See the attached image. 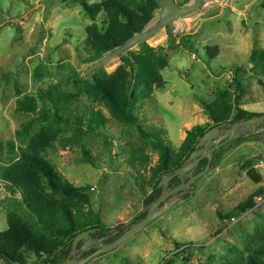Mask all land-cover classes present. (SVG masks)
Returning a JSON list of instances; mask_svg holds the SVG:
<instances>
[{"label": "rangeland", "instance_id": "374dc122", "mask_svg": "<svg viewBox=\"0 0 264 264\" xmlns=\"http://www.w3.org/2000/svg\"><path fill=\"white\" fill-rule=\"evenodd\" d=\"M194 1L177 0V4L186 6ZM56 3L0 0V172L14 163L12 150L18 152L37 144L40 136H48L46 157L54 167L76 186L95 187L91 192L94 209L107 226L126 231L140 219L141 205L144 211L149 210L142 201L152 192L146 183L150 168L159 160L158 152L135 128L111 120L101 133L77 137L73 127L37 118L49 103L39 102L37 114L19 109L20 98L52 90L60 95H81L70 103L73 111L88 113L95 108L110 119V111L89 93L90 86L95 76L115 72L129 52L87 76L86 71L95 64L86 62L85 51L86 28L93 21L84 14L79 0ZM158 19L159 12L152 23ZM103 20L102 13L97 23ZM176 28L166 27L147 42L170 66L162 70L167 82L164 89L155 90L150 97L143 95V87L135 90L139 98L135 113L146 130H163L178 150L189 130L209 122L197 100L213 102L226 88L233 97L240 95L244 109L264 114V85L249 61L255 49H264V0H209L176 22ZM142 44L132 51H141ZM216 46L220 54L212 58L207 49ZM238 67L244 70L239 76L240 91L234 78ZM29 122L31 129L24 132ZM250 132L248 126L220 144L217 151L223 155L216 168L211 167L188 190L162 204H179L177 208L115 250L99 254L91 264H248L251 255L264 264V204L229 224L218 216L219 212L235 213L264 186L248 175L255 169L264 178V132ZM85 149L93 164L86 161ZM19 200L21 195H11L0 182V233L8 228L10 212H26ZM124 221L129 222L125 225ZM178 244H194L195 248L175 256ZM77 258L84 259L80 252Z\"/></svg>", "mask_w": 264, "mask_h": 264}, {"label": "trees", "instance_id": "16d2710c", "mask_svg": "<svg viewBox=\"0 0 264 264\" xmlns=\"http://www.w3.org/2000/svg\"><path fill=\"white\" fill-rule=\"evenodd\" d=\"M82 11L93 24L87 26V41L85 51L87 63H96L107 54L126 44L136 32H143L155 19L159 6L154 1L145 0H100L91 3L89 0H79ZM104 14L102 24L97 23L99 15ZM141 51H130L122 57V64L112 74L103 73L95 76L89 93L99 104H104L110 111V119L95 108L75 112L70 103L82 96L72 93L60 95L52 90L40 93L38 97H25L18 100L19 109L37 114L39 102L44 106L37 118L44 122L73 127L77 137L87 133H101L110 120L118 125L130 126L137 130L140 138L149 143L159 154V160L150 168L151 177L147 185L152 189L144 198V205L150 208L162 195L159 184L165 175L174 174L183 167L191 154L196 150L199 140L210 130L223 124L233 126L264 114L246 110L239 103L240 95L233 97L229 88L219 91L213 102L197 100L204 109L209 122L193 127L178 150H175L167 133L163 130L148 131L136 115L138 107L137 88L143 87V95L150 97L155 90L164 89L167 82L162 70L170 66L169 60L160 55L155 48L142 44ZM207 51L212 58L220 54L218 46ZM249 61L255 67L253 73L264 85V49H255ZM244 70L238 67L235 72V83L240 91V73ZM88 92V91H87ZM87 97V96H85ZM88 98V97H87ZM46 107V108H45ZM32 123L25 125L24 132H29ZM252 134V132H250ZM22 133L18 134L21 137ZM48 136H40L37 144L21 148L11 157L14 162L10 167L0 172V182L11 195H21L19 204L24 207V214L17 211L7 216L8 228L0 233V261L4 264H62L71 254L75 238L83 232L97 230L93 239L109 236L107 244L113 243L126 231L121 227H109L94 209L91 199L93 187L89 184L76 186L70 183L54 167L46 157L50 147ZM86 161L93 164L92 157L85 149ZM221 150L214 154L211 167L216 168L222 159ZM208 160H203L195 174L205 170ZM249 177L257 185L264 182L262 175L255 169L248 172ZM181 178L176 177L169 183L174 189L181 184ZM264 186L252 193L241 204L235 213L218 216L227 224L241 217L255 207V199L263 193ZM27 213V214H26ZM148 210L140 215L136 223L144 220ZM119 235L112 237V231ZM79 244V248L83 246ZM179 250L175 256H181L195 248L191 245H177ZM82 253V258L95 252ZM81 253V252H80ZM248 264H260L256 255H251Z\"/></svg>", "mask_w": 264, "mask_h": 264}, {"label": "water", "instance_id": "95a60500", "mask_svg": "<svg viewBox=\"0 0 264 264\" xmlns=\"http://www.w3.org/2000/svg\"><path fill=\"white\" fill-rule=\"evenodd\" d=\"M65 0H56V5L58 6ZM151 1V0H145ZM159 6V19L154 23H151L143 32H136L133 37L123 46L117 48L115 51L107 54L102 60L93 64L87 71L86 75L97 71L105 64L110 63L114 59L120 58L123 55L130 52L133 48L141 43L149 42L153 37L160 33L166 27L172 30H176V22L181 18L189 16L202 8V6L209 0H195L193 4L186 6H179L177 0H154ZM264 115L257 116L251 120L245 122L235 123L227 131L224 128L228 125L223 124L221 126L215 127L206 133L198 142L196 150L191 154L189 159L186 161L185 165L179 168L172 175H165L159 184V188L163 189V193L160 198L150 206L146 218L129 230H127L122 236L117 238L113 243L107 244L106 241L109 236L93 239L92 234L97 232V230H89L78 235L74 242L70 256L62 264H89L96 256L102 253H107L115 250L117 247L123 243L129 241L132 236L137 233L143 227L151 224L152 222L159 219L164 214L177 208L179 204H171L169 206L163 207L162 204L169 198L175 195L185 192L193 184L197 182L198 179L206 175L213 161L215 152L218 150L219 145L222 144L227 139L234 137L236 134L241 132L244 128L250 127L253 135L264 132ZM203 160H208V164L202 172L195 174L196 169L199 167ZM176 177L181 178V184L174 188L169 189V183ZM112 233H115L113 230ZM83 242V246L79 248V244ZM93 249L95 252L91 253L88 257L78 260L77 253H90Z\"/></svg>", "mask_w": 264, "mask_h": 264}, {"label": "built area", "instance_id": "2783aa9c", "mask_svg": "<svg viewBox=\"0 0 264 264\" xmlns=\"http://www.w3.org/2000/svg\"><path fill=\"white\" fill-rule=\"evenodd\" d=\"M94 190V188L92 189ZM264 204V190H263V193L260 194L256 199H255V208H259L260 206H262ZM236 219H233L232 222H236Z\"/></svg>", "mask_w": 264, "mask_h": 264}, {"label": "crops", "instance_id": "0c3cea01", "mask_svg": "<svg viewBox=\"0 0 264 264\" xmlns=\"http://www.w3.org/2000/svg\"><path fill=\"white\" fill-rule=\"evenodd\" d=\"M93 188H95V187H93ZM143 202H144V200L142 201V203H143ZM141 207H142V208H141L140 212H141V211H142L141 213L145 212L146 210H145V211L143 210V209H144V208H143V205H141ZM140 212H139V213H140ZM129 221H130V220H129ZM129 221H124V222H125V225H127ZM92 262H93V260H91V261L89 262V264H91Z\"/></svg>", "mask_w": 264, "mask_h": 264}, {"label": "flooded vegetation", "instance_id": "af4514ba", "mask_svg": "<svg viewBox=\"0 0 264 264\" xmlns=\"http://www.w3.org/2000/svg\"><path fill=\"white\" fill-rule=\"evenodd\" d=\"M113 235L115 234V233H112Z\"/></svg>", "mask_w": 264, "mask_h": 264}]
</instances>
